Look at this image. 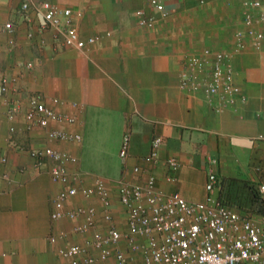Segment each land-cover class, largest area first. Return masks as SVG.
<instances>
[{"label":"crops","instance_id":"crops-1","mask_svg":"<svg viewBox=\"0 0 264 264\" xmlns=\"http://www.w3.org/2000/svg\"><path fill=\"white\" fill-rule=\"evenodd\" d=\"M21 1L0 0V86L4 74H18L16 96L23 106L35 92L67 102L56 109L77 115L78 121L50 127L79 132L83 140H52L47 129L28 132L23 115L13 121L17 131L11 133L7 97L0 90V264H69L59 248L84 238L73 234V221L52 220L54 199L63 185L53 180L47 166H35L29 156L33 147L52 145L76 155L79 162L69 168L81 172L79 184L91 186L97 177L103 178L111 192L114 219L122 228L126 213L118 183L123 178L139 182L154 172L160 189L179 192L191 201L205 200L212 167L223 179L264 184V47H249L233 59L235 80L247 94L246 102L218 113L202 92L180 86L187 56L233 46V31L242 26L243 0H160L164 15L150 0H48L72 9L83 38L101 36L83 49L65 45L54 30L40 32L43 17L32 11L29 21L20 11ZM151 15L158 18L153 27L139 24L143 16ZM7 21L14 23L13 31L4 28ZM31 31L33 38L28 37ZM28 61L34 63L30 70L24 68ZM105 124L110 132L100 145L114 147L115 159L87 149L94 142L91 131L104 129ZM127 132L129 156L124 160L120 149ZM156 135L164 136L166 143L160 161L152 165L144 158ZM172 156L181 163L177 172L166 163ZM210 157L217 163H209ZM136 165L141 166L139 173L133 170ZM80 205L97 208V229L104 230L107 223L99 198L71 197L65 208ZM61 231L69 234L68 239L52 243L50 236ZM121 246L126 247L125 241ZM103 264L117 263L111 257Z\"/></svg>","mask_w":264,"mask_h":264},{"label":"built area","instance_id":"built-area-1","mask_svg":"<svg viewBox=\"0 0 264 264\" xmlns=\"http://www.w3.org/2000/svg\"><path fill=\"white\" fill-rule=\"evenodd\" d=\"M157 13L165 14V5L160 0H150ZM242 26L233 31V46L220 50L206 48L201 54L186 57L181 73V87L192 93L202 92L214 111L220 113L248 97L235 80L234 57L247 48L261 50L264 47V0H243ZM20 11L30 21L32 11L43 17L40 32L54 30L63 43L72 48L83 49L98 41L100 35L83 38L75 26L72 9L63 8L48 0H22ZM157 16H143L139 24L153 27ZM7 31L14 30V23L4 24ZM29 38L34 32L28 33ZM10 47L15 40L10 39ZM33 61L24 64L32 69ZM20 76L4 74L0 90L7 97V117L12 121L10 132L17 131L13 123L23 115L25 130L34 132L47 129L49 139L59 142H81L83 135L58 127L51 123L73 125L78 116L56 109L67 104L58 97L47 99L41 92L29 95L26 106L17 98ZM70 105L79 108L77 102ZM166 138L156 135L144 160L156 165ZM130 134L123 137L120 156H129ZM29 156L35 166H47L55 182L63 185L54 199L51 212L53 221L67 218L73 221L72 232L83 235L81 242H71L59 248V254L69 264H103L111 257L117 264H264V215L241 213L219 197L221 178L217 171L208 169L206 179L207 196L203 201H191L179 192H166L158 187L157 176L148 172L144 181L119 180L118 196L125 209L126 226L120 227L114 219L112 197L106 181L97 177L93 185L79 184L82 175L79 170L71 171V164L79 158L52 145L33 147ZM6 161V158H2ZM208 162L217 163L210 157ZM171 171L177 172L180 161L172 156L166 160ZM139 173L141 166L136 165ZM175 181V176H169ZM264 196V184L258 186ZM75 196L85 199L98 197L104 207L102 218L107 223L104 230H98V211L93 205H80L66 209V201ZM81 217L84 220L79 221ZM66 231L52 234L50 241L58 243L67 240ZM125 241L126 247L121 246Z\"/></svg>","mask_w":264,"mask_h":264},{"label":"trees","instance_id":"trees-1","mask_svg":"<svg viewBox=\"0 0 264 264\" xmlns=\"http://www.w3.org/2000/svg\"><path fill=\"white\" fill-rule=\"evenodd\" d=\"M221 178L219 197L241 213L253 211L264 215V196L257 185L241 178Z\"/></svg>","mask_w":264,"mask_h":264},{"label":"rangeland","instance_id":"rangeland-1","mask_svg":"<svg viewBox=\"0 0 264 264\" xmlns=\"http://www.w3.org/2000/svg\"><path fill=\"white\" fill-rule=\"evenodd\" d=\"M105 125L106 126L104 129L101 128V129L97 130L94 128L95 130L91 131V134L93 133V135H94V142L92 144L88 143L89 145H87V149L93 151L96 154V156L100 155L102 153L103 157L108 156L109 158L115 159L114 152H112L114 147H112L111 145H108V146L105 145L104 147L100 145V142L103 141V139L110 132V131H108L109 126L107 124H105ZM87 155H89V152L87 153ZM220 177H222V176H220ZM248 213H255V212L250 211Z\"/></svg>","mask_w":264,"mask_h":264}]
</instances>
